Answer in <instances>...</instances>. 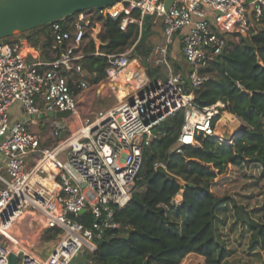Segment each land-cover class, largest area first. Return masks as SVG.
Instances as JSON below:
<instances>
[{
  "label": "built area",
  "instance_id": "1",
  "mask_svg": "<svg viewBox=\"0 0 264 264\" xmlns=\"http://www.w3.org/2000/svg\"><path fill=\"white\" fill-rule=\"evenodd\" d=\"M165 3L119 0L75 14L68 27L54 21V57L47 61L30 59L21 43L0 41V264H10L11 253L16 264H79V255L95 251L97 239L120 226L115 214L132 197L145 148L177 112L184 122L176 151L200 146L199 134L224 141L216 129L227 105L200 106L196 89L212 78L207 67L227 50L228 31L239 38L264 29V0H174L169 9ZM148 15L163 19L164 41L141 57L135 47ZM100 16L120 19L122 30L136 24L140 33L131 48L108 55L104 79L117 104L82 118L80 102L91 88L83 46L90 31L99 46ZM176 43L186 65L180 72L171 65ZM141 61L165 66L166 77L140 86ZM64 110L70 115H56ZM44 120L52 146L37 129ZM41 219L42 229L60 231L47 255L34 249Z\"/></svg>",
  "mask_w": 264,
  "mask_h": 264
},
{
  "label": "trees",
  "instance_id": "2",
  "mask_svg": "<svg viewBox=\"0 0 264 264\" xmlns=\"http://www.w3.org/2000/svg\"><path fill=\"white\" fill-rule=\"evenodd\" d=\"M74 15L57 21L68 27ZM100 19L101 42L97 46L93 40L84 58L94 83L105 77L108 55L133 46L140 33L136 24L122 30L120 19ZM52 23L33 29L37 31L29 40L38 44L45 34L42 46L52 47ZM143 44L141 37L135 50ZM207 71L212 78L196 89V102L208 106L222 101L227 104L224 110L242 119L245 127L230 142L199 134L200 146L182 145L178 152L184 113L165 121L159 127L162 135L145 148L138 189L115 214L119 228L107 230L97 239L96 250H86L79 264H181L192 252L206 264H223L235 251L222 237L221 212L228 209H233V226L241 225L243 237L248 236V248L257 254L264 251V29L229 42ZM160 163L187 184L158 172ZM180 193L182 200L175 202ZM59 232L54 230L51 237Z\"/></svg>",
  "mask_w": 264,
  "mask_h": 264
},
{
  "label": "rangeland",
  "instance_id": "3",
  "mask_svg": "<svg viewBox=\"0 0 264 264\" xmlns=\"http://www.w3.org/2000/svg\"><path fill=\"white\" fill-rule=\"evenodd\" d=\"M156 30L159 31V34H156ZM36 31L37 30H32L29 32L17 34L11 37L10 39L17 41L18 43H21V41L23 40H28L30 45L40 50V52L43 53L44 51V53H49L47 51V47L44 48L41 44V42L45 41L46 38L45 34L41 35V41H39L38 44H35L34 42L29 40L28 36L34 34ZM142 37L144 44L138 47L137 50H135V52H137L138 55L140 54L143 55L148 50H150L149 54L155 52L157 46H159L164 41L162 19L156 20L155 16L148 15L145 19L144 26L142 28ZM227 37L229 42L231 41L235 42L240 40V38L244 36H240L239 38H236V33L230 30L227 33ZM97 39L101 41L99 39V36L97 37ZM93 40L96 42V39L94 38V36L91 34L90 31L85 39V43L83 46V51L85 52L86 55L88 54V50L90 49ZM22 45L24 46V44ZM131 47H128L126 50H128ZM180 48L181 47L179 43H176L173 46V50L175 52L178 49L180 50ZM23 50H24L23 52H27L25 48H23ZM171 60H172L171 65L175 72H180L184 70V68L186 67V65L183 64L182 56H180L179 54L176 55V58H172ZM167 71H168L167 68L163 65L154 66L146 61H141L140 67L137 72V84L141 86L142 84L147 82L152 86L156 84L159 79L165 78ZM87 73L89 77L88 80L90 81L91 84V88L85 93V95L82 98V101L80 102L81 103L80 112L82 118L87 116H93L95 114H98L99 112L106 111L110 107L116 105L118 102L115 95L111 92L109 83L104 78L94 83L91 80L92 76L89 70H87ZM18 110H19L18 106H14L11 109V113L13 112L11 116L13 118L16 116L17 114L16 112H18ZM222 110L223 112L221 114L222 115L221 119L226 120L229 123H232L235 117H237L234 114H232L233 116H227L226 112L229 111L224 109ZM238 119L240 121L241 126L243 124L245 125V122L242 119L240 118ZM71 126L72 128H74L75 123L74 122L71 123ZM37 129H39L41 132L47 135L48 142H46L44 146H52L54 142L50 137L52 130L50 124H46L45 126L41 124L39 127H37ZM234 132H235L234 130H227L223 135H220V137H222L224 140L229 139L231 138V136L235 134ZM224 185L225 184L221 185V187H223ZM137 189L138 188L134 186L132 193ZM181 200H182L181 193L176 195V197L174 198L175 202H180ZM221 217H222L221 230L223 232L222 237L226 242L227 248L231 250L232 249L235 250L223 264H264V251L258 254L251 251L248 248V243H249L248 236L243 237L242 234L243 227L241 225L233 226V223L235 221L233 215V209L223 210L221 212ZM36 224H39L40 226V230L38 231L39 234L38 237L40 240H36V246L34 247L35 251L36 252L39 251L40 249H42V247L45 248L42 250L44 252L51 250V248L54 246L57 240L56 237H51L50 231H46L45 229H42L43 219H41L39 222H36ZM25 225L23 224V228L27 230ZM85 258H86V252H83L81 255H79L76 258V261H78V263H82L85 260ZM181 264H206V261L205 258L200 254L196 252H192L184 258Z\"/></svg>",
  "mask_w": 264,
  "mask_h": 264
},
{
  "label": "water",
  "instance_id": "4",
  "mask_svg": "<svg viewBox=\"0 0 264 264\" xmlns=\"http://www.w3.org/2000/svg\"><path fill=\"white\" fill-rule=\"evenodd\" d=\"M119 0H0V41L8 42L10 37L27 32L59 19L67 18L72 14L93 9H103L114 5ZM174 0H166V9L172 5ZM70 110L58 111V117H66ZM245 125L243 124L234 133H239ZM233 136L225 139L230 142ZM157 171L170 178L176 179L180 184L187 183L171 173L166 165L160 163ZM17 255L11 253L10 264H16Z\"/></svg>",
  "mask_w": 264,
  "mask_h": 264
},
{
  "label": "crops",
  "instance_id": "5",
  "mask_svg": "<svg viewBox=\"0 0 264 264\" xmlns=\"http://www.w3.org/2000/svg\"><path fill=\"white\" fill-rule=\"evenodd\" d=\"M155 19L157 20V19H162L160 16H155ZM162 23H163V19H162ZM156 34H159V31L158 30H156ZM21 44H24V48L27 50V52H29L30 53V55H29V58L30 59H32V60H36V61H47V60H51V59H53V57H54V51H53V47H48L47 48V51L49 52V53H44V51H43V53L42 52H40V50H38L37 48H35V47H32L31 45H30V43L28 42V40H23V41H21ZM177 52V53H176ZM175 52V54L176 55H180L181 56V50H177ZM176 55H175V58H176ZM226 114H227V116H233L232 115V113H229V112H226ZM236 119H238L237 117H235ZM239 120V119H238ZM50 122H48L47 120H44L41 124L43 125V126H45L46 124H49ZM40 124V125H41ZM43 249H45V248H43L42 247V249H40L39 251H37V252H39L41 255H47L48 254V252L50 251H46V252H44V251H42ZM52 249V248H51Z\"/></svg>",
  "mask_w": 264,
  "mask_h": 264
},
{
  "label": "bare ground",
  "instance_id": "6",
  "mask_svg": "<svg viewBox=\"0 0 264 264\" xmlns=\"http://www.w3.org/2000/svg\"><path fill=\"white\" fill-rule=\"evenodd\" d=\"M240 121L238 119H234L232 123L227 122L226 120L221 119L219 121L218 128L216 129V133L219 135H223L227 130H234L236 131L239 128Z\"/></svg>",
  "mask_w": 264,
  "mask_h": 264
}]
</instances>
